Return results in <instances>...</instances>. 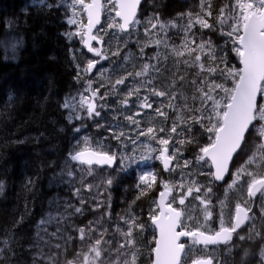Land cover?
I'll return each mask as SVG.
<instances>
[{"label": "trees", "instance_id": "16d2710c", "mask_svg": "<svg viewBox=\"0 0 264 264\" xmlns=\"http://www.w3.org/2000/svg\"><path fill=\"white\" fill-rule=\"evenodd\" d=\"M31 1L0 0V185H2L0 187V247L4 249L3 255H0V264H33V257L40 264H65L66 260H73L74 255L72 258L66 256V253H69L67 243L61 242L58 238L66 237L67 232L71 230L69 225L63 223L62 229L67 231L58 234L55 239L52 237L48 242L37 239L36 228L40 220L49 212L52 198L62 193V189L51 187V179L61 170L66 160L70 161L69 152L73 146L79 142L83 147L80 133L88 137L93 148H99L101 144L111 145L109 151L116 153V165H118L110 170L103 169L111 175L108 177L113 178V184L110 188L107 186L102 189L101 200L105 206L89 210L90 215L86 218L98 217L107 210L110 212V217L102 218L103 221H111L110 226L108 224L107 226L112 230L115 224L123 223L119 217L131 211L138 214L139 219L150 224L149 207L157 196L159 180L166 175L162 174L160 161L154 159L158 154L157 151L151 153L153 158L149 161H144L141 157L149 155L150 148L158 150L160 145L149 137L136 138L133 126L128 124L124 115L139 111L141 115L136 119L141 121L140 127L146 130L151 126L157 129L155 134L158 137H164L166 133L159 132L160 127L170 130L177 116L187 114L186 105L199 106V100L193 99L196 96V86L192 84V81L198 79L197 73L204 75V72L197 66L186 64L184 61L190 60L191 57H177L174 49H178L183 42V29L188 22L187 14L199 13L201 0H144L138 13L141 24L134 30L130 29V33L108 29L107 24L110 20L108 14L112 17L114 13L105 11L102 24L95 31V34L102 37V42L97 44L93 41V45L107 55V59L103 60L88 53L79 37L68 40L62 35L65 31H75L74 25L67 24V19L71 16L68 6L49 2L58 5L49 9L47 7L49 3L33 6ZM211 2L213 15L208 18L210 23L215 22V15L224 3H228L231 7L234 0H211ZM23 9H27V13L23 12ZM154 16L159 17L160 22L169 27L163 32L160 31L159 26L157 29H151L147 20ZM173 23L176 27H171ZM42 27L43 34L40 32ZM192 31L197 34L198 42L201 34L204 39H211L217 46H223L227 39L219 32L201 30L198 25ZM10 35L19 39L21 44L16 52L9 55L5 52L2 43ZM157 39L166 40L167 47L163 43L157 47L155 44ZM141 47H143V53H141ZM117 49H119V56H112V52ZM230 49L231 45H227L229 63L239 67V62ZM157 52L160 54L159 60L155 59ZM73 54L77 58L84 57L85 60H100L91 74L81 73L79 83L74 79L78 69L77 60L73 59ZM149 57L152 59L150 60ZM144 64L149 65L146 75L129 76L123 85L116 86L119 89L118 92L112 90L111 86L115 79L126 75L128 71L133 73L141 71ZM102 68L106 69L103 74L100 72ZM88 80L92 81L93 88L99 90L98 96L108 94L106 100L98 101V103H107L109 107L101 110L99 118H85L69 123L68 110L63 109L61 104L68 94L75 95L77 90L83 92ZM147 81L151 82L145 83ZM134 87L140 88L141 99L145 95L149 96L152 108L139 109L137 107L139 100L136 96L129 98L128 107L118 103L119 100L124 99L125 93ZM152 88L171 92L175 96V99L171 100L174 107H167L170 102L167 95L165 97L151 95L149 90ZM9 94L14 97L11 102L7 99ZM157 108L167 112V120L155 112ZM81 115L85 117L86 113L82 112ZM97 123H103L105 126L98 128L95 126ZM81 124L85 127L81 128L79 133L74 132L73 128ZM109 124L122 127L130 137L137 139V143L133 144L129 139L125 142V146L121 147L120 142L112 137L111 131L106 130ZM180 127H183L182 123ZM172 135L174 139L170 142V151L176 138V134ZM37 138H39L38 142ZM17 140L25 142L13 143ZM259 142L258 133L252 130L248 135L246 149L239 152L234 162L243 160L245 163L248 158L254 157L252 167L254 165L255 167L251 171H264V153L258 150ZM176 147L180 145L176 144ZM195 151L198 149L186 148L180 160L181 165L183 159H194ZM121 156L134 158V162L128 159L123 160V164L127 165L124 171H120ZM73 164L76 165V163ZM148 170L158 173V183L155 191H149L137 200L138 177ZM181 173L185 174L187 180L200 184L209 180L206 176L196 174L195 164L191 170L178 167L175 173L167 174L166 178L178 184ZM244 178L247 179L246 176ZM128 179L131 184L127 183ZM63 194L71 196L69 192ZM178 194L179 192H176L175 195ZM195 195L196 193H193V196ZM109 204L110 207H108ZM186 205L193 206L199 211L202 207L199 200H193V197H188ZM212 205L214 213L217 206L214 193ZM87 207L84 204V208ZM232 208L233 206L227 203L226 212ZM220 211L221 206H219V214ZM86 218L82 220L74 217L72 221L81 226ZM261 227L263 229L262 223L259 224L260 229ZM133 234L136 246L140 250L137 264H150L152 257L150 250L154 245L149 242L154 232L149 227L146 229V234L138 229H135ZM42 244L44 245L42 249L44 263L38 259L41 252L36 250ZM57 244L61 247L57 248ZM261 245H264V240L253 238L244 243L234 241L230 245L205 251L192 242H188L186 243L188 252L186 264H191L192 260L205 255L214 257V264H259L258 253ZM8 249L12 251L9 252ZM245 250L250 255L245 256Z\"/></svg>", "mask_w": 264, "mask_h": 264}, {"label": "snow or ice", "instance_id": "6c2138e0", "mask_svg": "<svg viewBox=\"0 0 264 264\" xmlns=\"http://www.w3.org/2000/svg\"><path fill=\"white\" fill-rule=\"evenodd\" d=\"M141 3L142 0H71L69 7L72 12L67 19V24L74 25L75 31H65L62 35L67 37L68 40L79 37L88 53L99 57L101 60L107 59V55L93 45V41L97 44L102 42V37L94 33V29H97V26L101 24L102 14L105 11L114 13L107 24L108 29L130 33V29L134 30L137 25L141 24L138 18ZM39 4L43 6L45 0H39ZM47 7L52 9L58 7V5L49 3ZM22 11L27 13V9ZM187 15L188 22L183 29V42L178 49H174V53L177 57H191L190 60L184 62L197 66L204 72V75L197 73L198 79L192 81V84L196 86V96L193 99L199 100V106L186 105L187 114L177 116L170 130L160 127L158 131L165 132L164 137H158L155 134L157 129L151 126L147 127L146 130L140 127L141 121L136 119L137 116L141 115L139 111L135 114H125L124 119L129 125L133 126L136 138L149 137L160 145L158 150L150 148L148 150L149 155L141 157L142 160H151L153 158L151 153L157 151L158 154L155 155L154 159L160 161L165 172L170 173L175 170L170 165L176 160V167L185 169L191 170L193 164H195L196 174L206 176L209 180L204 184L189 181L184 173H181L178 184L162 178L159 180L162 190L159 191L158 198L152 200V205L149 207L148 221H150V224L139 219L138 214H133L131 211L119 217L126 225V228H122L119 223L116 224V232L123 237V242H119L116 248L117 254L125 257L122 264H137L140 250L134 239L135 229L143 232L151 227L155 230V235L149 242L154 245L150 250L152 256L150 264H186L187 246L181 242L184 237L190 239L192 244L204 245L205 251H207L209 245H230L234 235L240 241L253 238L264 240V232L256 229V225L253 223L255 216L250 214L252 213V201L259 194L262 201L261 214L264 215V171H250L248 167L236 169L232 182L228 187L232 188L241 181L242 177H248L246 181L247 199H244L242 203L235 204L233 215H227L223 208L221 209L218 230H212L207 223L213 217V184L225 180V177L229 174L230 164L234 156L246 149L248 135L251 134L252 130L258 133L260 138L259 147L264 149V123L257 124L258 121L264 122V0H234L231 7L228 3H224L215 15V22L212 23L208 19L213 15L211 0H201L200 12L194 15L188 13ZM45 23L48 22L45 21ZM147 24L150 25L151 29H157L159 26L162 32L169 27V25L160 22L159 17L156 16L149 17ZM197 25L201 30L219 32L220 35L226 37L224 45H214L211 39H204L202 34L198 42L197 34L192 31ZM171 27H176V25L173 23ZM40 32L41 34L44 33L43 27ZM162 43L167 47L166 40L157 39L155 41L157 47ZM227 45H231L230 51L234 53L238 60L239 67L229 63ZM12 47L15 51V45ZM141 53H143V47H141ZM112 56H119V49L113 51ZM50 59H55V57H50ZM73 59L77 60L76 67L78 71L74 77L77 83L81 80V73L91 74L97 64L100 63V60L77 58L75 54H73ZM149 59L151 60L152 57H149ZM155 59H160L159 52L155 54ZM148 68L149 65L144 64L139 72L128 71L126 75L115 79L114 84L111 86L112 90L118 92L119 89L116 86L123 85L129 76L141 77L146 75ZM105 71L106 69L103 68L100 70L101 74ZM98 91V89L92 87V81L88 80L83 92L77 90L75 95L68 94L65 96L61 107L68 110L67 120L69 123L74 120L101 117V110L108 108L109 105L98 103V101L106 100L108 94L98 96ZM149 91L151 95L157 97L167 95L170 101L167 107H174L171 100L175 99V96L171 92L157 90L156 88ZM84 93L88 94L85 95ZM139 93V87L130 88L125 93L124 99L119 100L118 103L123 107H128L129 98L136 96L139 100L137 105L139 109L152 108V104L149 103V96L145 95L141 99ZM7 99L11 102L14 97L9 94ZM82 112L86 113L85 117H82ZM155 112L159 116H163L165 120L168 119L167 112L163 111L162 108L155 109ZM181 123L183 127H180ZM95 126L102 128L105 125L97 123ZM83 127L85 125L81 124L73 128V131L79 133ZM106 130L111 131L112 137L120 142L121 147H124L125 142L129 139L133 144L137 143V139L130 137L119 125L109 124ZM172 134H176V138L170 151L169 145L174 139ZM38 141L39 138H37ZM24 142V140L13 141V143ZM176 144L180 147H176ZM110 147L111 145L101 144L99 148H93L88 137H83V147L78 142L69 152V157L71 161L80 165H87V174L92 175L93 165L112 168L115 164L117 155L115 152L109 151ZM188 147L196 148L198 151L193 153L194 159H183L181 165L180 160ZM120 158L122 160L120 171H124L127 167L123 164L124 159L133 160L134 162L133 157L121 156ZM248 163L252 164L253 161L250 160ZM64 175L72 177L73 172L70 169L66 172L61 170L52 179L56 181ZM157 177L158 173L151 170L144 171L139 175L137 200L149 191H155V186L158 183ZM59 182L69 183L67 180H60ZM102 183H106L110 188L113 184V178L109 177ZM81 185H83V178H81ZM94 187L99 188V185L91 183L87 185L89 190ZM177 190L179 194L174 195L173 193ZM193 193H196V195L193 196ZM73 195L79 199L80 206L77 207L70 202H66L64 205L66 213H62L59 217L61 221L68 220L73 215L83 216L85 214L84 204L86 198L83 196L81 188H76ZM188 197L199 200L200 205L203 206L204 223H199L198 216L195 225L190 226L186 222L193 219L191 213L186 215L181 207H189V205H186ZM92 198L97 200L96 208L105 206L100 200L99 194L89 199ZM108 207H110V204ZM67 209H72V211L67 212ZM103 216L110 217V212L106 210L105 213L94 220H90L84 226H78L75 223L69 224V227L78 234V238L81 241H86L87 251L77 254L75 260H66L65 264H106L102 256L108 250L105 246H108L110 241L107 239L108 227H104L102 224ZM54 220L56 218L51 214L47 218H42L37 226V236L40 235V232L47 233V225L53 223ZM103 223L110 226L111 221L108 220ZM246 223L249 224V235L247 237L238 232ZM65 231L67 229L58 227L57 231L50 233V235L56 236L58 233ZM72 239V235H67L65 243ZM56 247L60 248L61 245L57 244ZM8 251L11 252L12 249H8ZM229 251H231V248H229ZM3 253L4 249L0 248V255H3ZM40 255H43L42 251ZM129 255L131 259L127 258ZM244 255L248 256L250 253L245 250ZM258 255L259 264H264V245H261ZM33 264H38L35 257H33ZM117 264H120V262L118 261ZM192 264H214V257L201 256L192 260Z\"/></svg>", "mask_w": 264, "mask_h": 264}, {"label": "rangeland", "instance_id": "374dc122", "mask_svg": "<svg viewBox=\"0 0 264 264\" xmlns=\"http://www.w3.org/2000/svg\"><path fill=\"white\" fill-rule=\"evenodd\" d=\"M70 3H71V1L70 2H64V3H62V5L65 7L68 6L69 12L71 14L72 10L69 7ZM31 5L35 6V5H40V4L36 0H32ZM110 17L111 16L108 14L109 19H110ZM20 44H21V41L19 39H17L13 35H10L2 43V46L5 50V52L10 55V54H13L14 52H16V50L20 47ZM13 45H15V51H13V47H12ZM259 123H264V122L258 121L257 124H259ZM80 137H81V139H83V137H85V136L82 133H80ZM258 150L264 153V149H260V147H259ZM254 159H251V161H253V163L248 166V169L250 171L252 169V165L254 164ZM73 163H76V162L71 161V159H70V161L66 160L62 164V167H61V170H64L65 172L70 169L73 172L72 177H68L67 175H64L62 177H59L58 180H56V181L51 179V183H50L51 187L54 189H62L61 190L62 193H60L59 195H55L52 198V200L50 201V204H49L50 210L45 215V218H47L49 216V214H51V216L55 217L56 220H54L53 223H50L47 225V229H48L47 233L40 232L39 236L36 235L38 240H44V241L48 242L52 237H53V239H55L58 234H63L64 232L58 233L56 236H52V235H50V233L56 232L58 227L62 228L63 223H66L67 225H69L70 223H73L72 219H74V217L84 220V218H86L90 215L89 210L91 211V210L97 209L96 208L97 200L95 198H92V199H89V198L95 197L97 194H99V197L101 200L102 189L103 188L105 189L107 187V185L102 183V181H105L107 178H109L108 177L109 175L107 174L106 171H103V169L97 168V167H92V169H93L92 175H88L87 174L88 167L80 165L78 163H76V165H74ZM176 164H177V161L174 160L172 162V167L175 169L174 171H172L173 173L175 171H177V169H178V167H176ZM78 165H80V166H78ZM61 170L55 176H57L61 172ZM167 174L170 175L171 172L170 173L168 172ZM81 178H83V185H81ZM247 179H248V177H247ZM247 179H246V181H247ZM60 180H67V181H69V183L59 182ZM89 183L94 184V185H99V188L94 187L91 190H89L87 188V185ZM78 187L81 188L82 194L86 198L85 199V205H87L89 207V209H88V207L86 208L85 214L83 216L73 215V216L69 217L68 220L61 221L59 219V217L62 213H66V209L64 207L66 202H70L77 207L80 206L79 199L73 195V192ZM226 189L228 191V190H236L239 188L232 187V188H226ZM68 192L71 194L70 197L63 194V193H68ZM224 205H225V202L223 201V203H221V205H220L221 209L223 208L224 212L227 215H230L232 213V210H230L229 212H226V206H224ZM174 206H178V205H174ZM181 207H182V210H184L186 212V215L188 213H191V215L193 216L192 220L186 221L187 223H196V217L197 216L199 217V223L205 222L204 221V214L202 211L203 206L201 207L200 211L197 210L195 207L190 206V205L187 208H183V206H181ZM71 211H72V209H67V212H71ZM95 218H96L95 216L92 218H89V219L86 218V220L83 222V225H81V226L86 225L90 220H94ZM103 222L104 221L102 218L103 226L108 227L107 224H104ZM211 222L212 221L209 220L207 223H211ZM217 223H219V220H217ZM262 224H263V229H264V220H263ZM122 228H126V227H122ZM36 230H37V228H36ZM71 230H69L67 232V234L72 235L73 239L70 241H67V248L69 250V253L68 254L66 253V256H68L69 258H72L74 255L73 260H75L77 257V254L81 253L82 251H84V252L87 251V247H86V241H81L78 238V234L76 232H74L73 230L72 231ZM144 232H146V229L144 230ZM67 234H66V236H67ZM58 239L61 242H64L66 237L62 236V238H58ZM107 239L110 241V244L108 246H105L108 248V250L103 253L102 259L106 262V264H117L118 261L120 262V264H122V261L125 259V257L118 255L116 252V248L118 247V244L120 241L123 242V237L119 233L116 232V227L112 230H110L108 228ZM43 248H44V245L42 244V245H39L36 248V250L41 252V251H43L42 250ZM127 258L131 259V256L129 255ZM38 259H40V261L43 262L42 260H44L45 257L43 255H40V253H39ZM38 264H40V262H38Z\"/></svg>", "mask_w": 264, "mask_h": 264}, {"label": "flooded vegetation", "instance_id": "af4514ba", "mask_svg": "<svg viewBox=\"0 0 264 264\" xmlns=\"http://www.w3.org/2000/svg\"><path fill=\"white\" fill-rule=\"evenodd\" d=\"M36 1L39 2V0H36ZM70 1L71 0H45V3L53 2V3H56V4L57 3L58 4H62L64 2H70ZM238 156H239V153L232 161V164H231V167H230V171H229V174H228L226 180L223 183H221V184H216L214 182L213 193L216 196L217 206H216V209L214 210L213 217L211 219L212 222L208 223V227L211 228L212 230H218V228H219V223H217V220H219V206L221 205V202H223V201L225 202L224 206H226L227 203L231 204L233 206L232 213L230 214V215H233L234 214V209H235V204L236 203H242L244 199H247L246 179L244 177H242L241 181L237 185L233 186V187L239 188V189L228 190V191L226 189V188H229L228 185L232 182L233 175H234L236 169H238L240 167H248L250 165L248 162L251 159H254V158H248V160L245 163H243V160H239L238 162L237 161L234 162ZM117 166L118 165H116V162H115L114 167L116 168ZM161 167H162V165H161ZM170 167H172V165H170ZM254 167H255V165L252 168L254 169ZM162 171H163V168H162ZM167 173L168 172H164V171L162 172V174H165L166 176H167ZM109 176H111V175H109ZM166 176L163 177V179L167 180ZM127 183L131 184L130 179L127 180ZM160 190H162V189L159 187L158 188V193H159ZM176 192H178V190ZM176 192H174L173 194L175 195ZM158 193H157V195H158ZM156 198H157V196H156ZM261 205H262L261 198H260L259 194H257V197L252 201V204H251L252 213H250V214L255 216V220L253 221V223H255L256 229L259 230V231L261 230V232H264V229H262V227H261V229L259 228V224L262 223L263 220H264V215L261 214ZM119 224L121 225V227L124 226L123 223H119ZM195 224L196 223H189L190 226H193ZM114 227H116V224L114 225ZM125 227H126V225H125ZM151 230L154 232V235H155V230L153 228H151ZM238 232H239V234L245 235L247 237L249 235L248 234V232H249V224L246 223ZM145 234H146V232H145ZM247 240L248 239H246L244 241H240L237 238V236L234 235L231 244L234 241L235 242L244 243ZM188 242H192V241H183V243H185V244L188 243ZM224 246H226V245H224ZM219 247H223V246H218V247H215V248H219ZM215 248H211V249H215ZM203 249H205V248H203ZM207 250H209V249H207Z\"/></svg>", "mask_w": 264, "mask_h": 264}, {"label": "water", "instance_id": "95a60500", "mask_svg": "<svg viewBox=\"0 0 264 264\" xmlns=\"http://www.w3.org/2000/svg\"><path fill=\"white\" fill-rule=\"evenodd\" d=\"M143 1L144 0H142V3H143ZM142 3H141V5H142ZM141 7V6H140ZM139 13V12H138ZM102 21H103V14H102V16H101V24H102ZM101 24L100 25H98L97 26V29L101 26ZM97 29H94V33H95V31L97 30ZM238 155V154H237ZM236 155V156H237ZM236 156H234V158L236 157ZM233 158V159H234ZM77 163V162H76ZM232 164V163H231ZM231 164H230V167H231ZM115 165V164H114ZM114 165H113V167H114ZM162 165V164H161ZM83 166H86V167H88L87 165H83ZM92 167H97V168H101V169H112V168H108L107 166H98V165H93ZM162 168H163V165H162ZM164 171V170H163ZM165 172V171H164ZM228 176V175H227ZM227 176L225 177V180H226V178H227ZM224 180V181H225ZM224 181H222V182H215L216 184H221V183H223ZM157 198H158V195H157ZM240 230V229H239ZM238 230V231H239ZM183 241H191L190 239H188L187 237H184V238H182V240H181V242H183ZM198 247H200V248H205V246L204 245H202V244H196ZM218 246H224L223 244H221V245H209L208 247H207V249H211V248H215V247H218ZM151 259H152V257H151ZM192 264V263H191Z\"/></svg>", "mask_w": 264, "mask_h": 264}, {"label": "bare ground", "instance_id": "6f19581e", "mask_svg": "<svg viewBox=\"0 0 264 264\" xmlns=\"http://www.w3.org/2000/svg\"><path fill=\"white\" fill-rule=\"evenodd\" d=\"M86 169V168H85Z\"/></svg>", "mask_w": 264, "mask_h": 264}]
</instances>
